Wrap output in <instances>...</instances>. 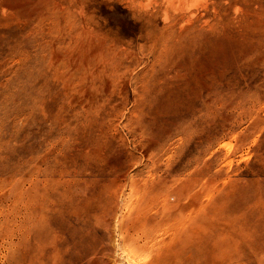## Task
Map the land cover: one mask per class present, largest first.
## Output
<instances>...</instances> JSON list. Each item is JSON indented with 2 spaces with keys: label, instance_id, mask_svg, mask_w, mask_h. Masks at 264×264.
I'll use <instances>...</instances> for the list:
<instances>
[{
  "label": "rangeland",
  "instance_id": "obj_1",
  "mask_svg": "<svg viewBox=\"0 0 264 264\" xmlns=\"http://www.w3.org/2000/svg\"><path fill=\"white\" fill-rule=\"evenodd\" d=\"M0 264H264V0H0Z\"/></svg>",
  "mask_w": 264,
  "mask_h": 264
}]
</instances>
